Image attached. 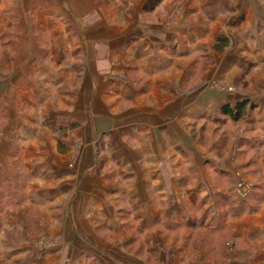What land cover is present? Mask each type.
Instances as JSON below:
<instances>
[{
    "label": "crops",
    "instance_id": "obj_1",
    "mask_svg": "<svg viewBox=\"0 0 264 264\" xmlns=\"http://www.w3.org/2000/svg\"><path fill=\"white\" fill-rule=\"evenodd\" d=\"M148 2L0 0V264H264V0Z\"/></svg>",
    "mask_w": 264,
    "mask_h": 264
},
{
    "label": "rangeland",
    "instance_id": "obj_2",
    "mask_svg": "<svg viewBox=\"0 0 264 264\" xmlns=\"http://www.w3.org/2000/svg\"><path fill=\"white\" fill-rule=\"evenodd\" d=\"M154 1L158 2V0H149L148 3H146L144 6L142 4V8H141V14L143 16L142 20V24L144 26H148V25H153L155 23V30L157 31V34L155 36L156 40H157V49H164L163 47V42L162 41L165 39V34L167 33L166 31L170 28V24H173V26L175 25H179L181 22L184 23L183 17L184 14L186 12V9L188 7L193 6L194 4H196V2L199 4L198 0H162L161 2H159V4L156 6V8L154 10H150L151 7L154 5ZM201 2V1H200ZM203 3V1H202ZM185 7V8H184ZM166 20L167 22V26H164V21ZM200 24V22H196L195 20L193 21L192 24ZM202 24V22H201ZM210 24V23H208ZM243 23L240 21L237 22H225L222 21L220 23L221 25V29L222 31L228 30V33L232 34L233 37H231V40L233 42V46L237 43H240V38L238 37V35H235V32L233 30L234 27L236 26H240ZM152 30V29H151ZM104 37V36H102ZM235 37V38H234ZM103 40H106L104 38H101ZM111 40V39H108ZM172 43L173 45H176L175 49L178 46H181V39L180 37H175L172 39ZM189 42V41H188ZM94 43V42H93ZM92 43V48L91 49H95ZM186 44H191V43H187ZM3 45V44H2ZM81 44V42H79L78 39V44L76 45V47H79ZM254 45V44H251ZM259 48H264V44L263 42H261V44L258 45ZM258 48V47H257ZM253 49V53H254V61H255V57H257L258 54L264 52V49ZM97 49H107V47L105 45H100V47H98ZM10 49H4L3 47H0V65L4 66L6 64V62H8L9 57H10ZM210 66V64H205L204 68L201 69L197 75V80L199 78H201V76L207 72L208 67ZM241 77V76H240ZM245 79V77H244ZM239 81V80H238ZM243 83V82H242ZM204 243L203 246L204 248V252L205 254L203 256H198V258H204V261H191V262H186L185 264H212V262H210L207 257L208 256V247L211 246L212 242L211 239L209 238L208 235L204 234ZM46 242V241H45ZM41 244L42 241H40ZM208 253V254H207ZM197 257V256H196ZM206 258V259H205ZM221 264H229L228 262H222Z\"/></svg>",
    "mask_w": 264,
    "mask_h": 264
},
{
    "label": "trees",
    "instance_id": "obj_3",
    "mask_svg": "<svg viewBox=\"0 0 264 264\" xmlns=\"http://www.w3.org/2000/svg\"><path fill=\"white\" fill-rule=\"evenodd\" d=\"M161 1L162 0H158V2L154 1V5L151 7L150 10H154L156 8V6L159 4V2H161ZM218 41L221 42V43H224L225 45L228 42L227 40H223V39H219ZM235 118H238V116H236Z\"/></svg>",
    "mask_w": 264,
    "mask_h": 264
}]
</instances>
